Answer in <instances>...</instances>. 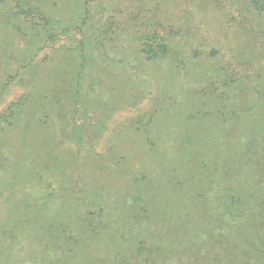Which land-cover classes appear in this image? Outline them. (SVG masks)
I'll use <instances>...</instances> for the list:
<instances>
[{"label": "trees", "instance_id": "1", "mask_svg": "<svg viewBox=\"0 0 264 264\" xmlns=\"http://www.w3.org/2000/svg\"><path fill=\"white\" fill-rule=\"evenodd\" d=\"M234 2L241 18L233 26L245 38L237 45V71L212 55L194 59L196 42L187 30L179 31L182 25L166 22L165 0H84L65 17L41 0H0V63L16 56L18 36L35 53L75 40L33 98L22 94L4 103L19 74L31 86L42 79L27 59L0 81V264H264V0ZM252 22L250 33L244 28ZM256 40L260 50L253 48ZM256 61L258 71L248 75L245 65ZM71 67L76 71L68 72ZM22 68L30 70L24 75ZM69 73L70 84L63 76ZM91 74L97 86L85 85ZM151 77L169 96L151 120L138 118L136 130L153 147L155 118H167L180 134L187 168L168 166L144 181L136 178L131 191L118 189L122 194L115 199L105 186H83L73 194L79 191L70 185L79 152L93 149L108 126L107 114H90L87 93L110 89L114 106L135 103ZM200 81L207 97L197 90ZM68 84L71 118L62 104ZM100 96L96 100L105 106L110 100ZM53 108L61 140L78 152L54 150L55 138L46 132ZM171 149V143H158L165 163L172 164ZM116 153L93 160L96 173L123 177L128 158ZM34 158L36 165L30 163Z\"/></svg>", "mask_w": 264, "mask_h": 264}, {"label": "rangeland", "instance_id": "2", "mask_svg": "<svg viewBox=\"0 0 264 264\" xmlns=\"http://www.w3.org/2000/svg\"><path fill=\"white\" fill-rule=\"evenodd\" d=\"M41 1L44 2L45 8L51 11L52 14L65 17L73 13L75 14L77 8L80 4L82 5L84 0ZM139 1L140 0H137V2ZM162 8H165L166 10L165 18L167 23L172 24L176 28L182 25V28L180 27L179 31L183 32V30H187L188 35L195 40L196 43H194V47L190 52V55H194V59L199 60L201 58V60H206L207 56L212 55L213 57H216V61H218L220 65H224L223 67L234 68L232 69L234 71L238 70L239 62L238 54L236 53L238 49L237 45L242 44L245 38L243 30H237V27L233 26L235 21L238 22V19L241 18L239 6H236L234 0H165V4L163 3ZM244 29L253 33V22L252 24H249V28ZM198 38H201L203 42H201ZM252 43L254 49L257 48L260 50L259 42L257 40ZM74 46L75 40L66 38L59 41L57 45H52L35 53L34 48L32 49L28 46L27 40L18 36V38H16V56L11 60H4L0 63V81L6 78L9 74L15 73L22 65L21 62L24 59H27L26 63L30 61L28 63L32 65L30 68H34L35 71H39V73L42 72V79L37 84L31 86L29 84H22L19 81L21 78V75L19 74V77L12 83V85L15 84L16 86L12 87V90H9V94L7 95L4 103L6 104L8 100H13L22 94L30 93V98H33L34 95H32V92L37 90L42 92L45 90L50 71L55 69L59 70L61 68L59 64V60L63 58H61V51L64 53L65 51L63 49H73ZM214 51H216L217 54H214ZM256 66H258V61H256L255 64L248 62L245 65V71L248 75L253 76V72L258 71ZM71 68L72 69H68V72L73 73L75 69H73V67ZM29 70L30 69L28 68H22L20 72H23L25 75ZM70 73L69 75H63L66 78L65 83L70 84L68 80L71 77ZM88 78L90 81L86 80V86H88L91 82L95 83L97 86L99 81L97 77L91 74ZM152 80L153 78L151 77L150 81ZM204 83L201 81L197 82L196 85L199 87L197 90L207 97L210 93L208 92L207 86L203 85ZM69 84L64 87L62 93L64 100V102L62 101L63 113L67 118L72 117V109L74 107L70 98V90H68ZM179 85L182 84L178 83V91L181 89L183 90V87ZM118 86V82L115 80L112 86L115 91H117ZM132 90L133 89H130L128 94H134L135 91ZM86 91H89V89ZM142 92L143 96L138 98L135 103H132L129 100L128 102H122L119 106H114L113 100H110V89L98 88L94 89L93 93L95 94L89 95V93H87V98L92 100L89 105L90 114L97 119L99 118V115L107 114L105 121L108 126L100 133V137L96 140L93 149L92 147L85 148L79 152V165L72 169L73 180L70 184L77 186L79 191H74L73 194H80V190L83 186H93L98 187L99 189H102L105 186L107 189L111 190L110 193L112 196L109 197L111 199H115L118 194H122V192L118 189H123L128 192L131 191L132 185L136 184L134 183L136 182V178H138L139 181H144L157 169H166L171 167L176 170L178 168H187L179 154L180 134L176 132L172 124L170 125V123L166 122L167 118L158 116L155 118L156 120L154 126L156 127L155 131L157 133V138H154V140L157 144L153 147L149 146L146 141L144 142L143 137L136 130L138 118L142 116L145 121L151 120L153 113L157 108L164 107L163 102L169 96L166 95L165 97V93L154 81L150 84L145 83ZM100 94V98L110 100L109 102H106L105 106L96 100V96ZM122 96H124V94L119 95L117 98L122 101ZM181 104L183 106L185 105L184 99L181 101ZM53 109L54 110L51 111L53 114L52 125L50 127L49 123L47 124L46 132L48 135H53L55 138L56 144L54 150L63 155L65 154L66 156H69L72 152H78L77 146L72 142L65 141L64 138L61 140L59 115L56 113L55 108ZM162 129L164 132H162ZM163 141H166L167 144H172V149L170 150V159L172 164L165 163L162 159V155L157 153L158 143L161 144ZM15 148L20 153V146L18 143ZM115 152H117L116 154H124L128 158L127 169L124 172V176L113 178L104 175L102 172L96 173L97 171H95L96 169L94 168L95 165L93 164V160H97L100 157L106 159L115 154ZM46 159L47 158H44L42 162H47ZM30 163L36 165L39 163V160L34 158L30 161ZM91 163L92 167L90 168L89 165ZM198 180H200V176L198 177ZM58 182H62V180ZM15 190L16 192L20 190V184ZM203 190H205L204 187ZM4 199L5 194L0 195V203H2Z\"/></svg>", "mask_w": 264, "mask_h": 264}]
</instances>
